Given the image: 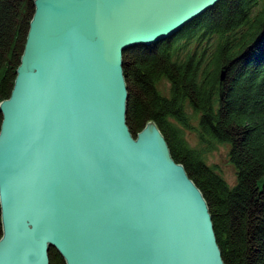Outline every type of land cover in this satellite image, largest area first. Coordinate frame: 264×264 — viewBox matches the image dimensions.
Wrapping results in <instances>:
<instances>
[{
    "label": "water",
    "instance_id": "95a60500",
    "mask_svg": "<svg viewBox=\"0 0 264 264\" xmlns=\"http://www.w3.org/2000/svg\"><path fill=\"white\" fill-rule=\"evenodd\" d=\"M220 1L34 0L0 102V264H50L51 246L67 264H224L207 202L157 125L131 134L122 66Z\"/></svg>",
    "mask_w": 264,
    "mask_h": 264
},
{
    "label": "trees",
    "instance_id": "16d2710c",
    "mask_svg": "<svg viewBox=\"0 0 264 264\" xmlns=\"http://www.w3.org/2000/svg\"><path fill=\"white\" fill-rule=\"evenodd\" d=\"M34 13V0H0V102L13 90ZM122 59L133 137L157 125L207 202L224 264H264V0H222L174 36L130 48ZM163 80L169 95L159 89ZM2 121L0 111V130ZM187 130L197 133L196 146ZM218 144L230 147L232 186L207 163ZM49 259L67 264L52 246Z\"/></svg>",
    "mask_w": 264,
    "mask_h": 264
},
{
    "label": "rangeland",
    "instance_id": "374dc122",
    "mask_svg": "<svg viewBox=\"0 0 264 264\" xmlns=\"http://www.w3.org/2000/svg\"><path fill=\"white\" fill-rule=\"evenodd\" d=\"M159 89L163 94L169 95L170 83L163 80L159 83ZM192 112V109H189ZM193 123L197 125V120ZM186 137L192 146L198 144V135L195 131L187 130ZM229 145L218 144L217 147L207 154V163L216 166L219 173H221L227 182L232 186L237 181V171L229 159Z\"/></svg>",
    "mask_w": 264,
    "mask_h": 264
}]
</instances>
